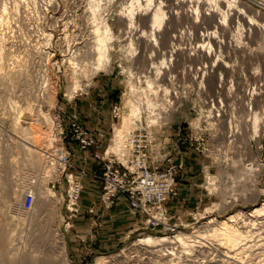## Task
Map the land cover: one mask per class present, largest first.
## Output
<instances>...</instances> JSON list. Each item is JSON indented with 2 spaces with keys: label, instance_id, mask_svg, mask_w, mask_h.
Here are the masks:
<instances>
[{
  "label": "rangeland",
  "instance_id": "374dc122",
  "mask_svg": "<svg viewBox=\"0 0 264 264\" xmlns=\"http://www.w3.org/2000/svg\"><path fill=\"white\" fill-rule=\"evenodd\" d=\"M46 1L49 0L22 2L25 5H22L20 15L27 13L26 10L25 22L33 19L34 23H27L33 27L35 35L38 34V39H35L37 43L26 38L29 27L26 30L25 26L16 28L17 25L11 24L12 31L17 29L14 34L16 38L27 45L14 52L15 55L13 53V56L7 57L11 59L9 62L19 60L24 63L28 46H42L45 54L35 60L38 62L37 69L41 70L35 79H38L39 86L43 84L42 90L28 95L24 85L15 81L11 82V86H0V264H136L141 254L137 253L135 243L141 238L175 239L179 234L197 235L205 230V223L212 219L223 221L240 212L249 214L264 204V0H230L244 16L232 26L228 20L230 28L226 36L221 29L208 23L196 28L194 24L181 20L177 25L168 26L165 19L164 32L156 33L158 44L150 40L148 26L144 27L143 10L136 9V23L133 29L128 27L129 14L126 15L128 12L124 7L131 0H95L99 18L96 23L108 24L113 33L107 45L109 60L104 62L100 71L93 72L94 58L76 56L74 63L84 61L86 65L75 74L68 68L69 56L65 58V54L82 46L77 43L81 42L87 23L79 20L78 13L67 8L72 0H52L51 4ZM140 1L146 6V0ZM216 1L210 0L214 4ZM36 6L42 7L39 10ZM68 10L71 12H66ZM66 13L71 15L73 23L76 22L69 32L70 35L75 30L73 33L76 36L70 35L71 41L69 37L66 39L68 43L61 40V31L57 27V21ZM249 21L254 23L250 25ZM239 24L245 34L237 32ZM144 30L149 37H140ZM168 30L179 37L181 47H176L179 49L171 44L176 40L169 42L165 36ZM213 31H216L213 37L202 36ZM46 33L51 35L47 36ZM41 36L45 39H41ZM198 44L204 46L203 50L195 49ZM172 49L173 52L175 49L174 53ZM211 49L216 52L214 57L219 55L222 59L216 65H213L216 57L207 54ZM82 66L80 64L79 68ZM251 108L259 113L257 135H254ZM152 111L159 115L154 121L150 119ZM99 121L107 127L110 138L107 149L116 152L126 146L128 138L141 123L148 125L157 138V154L161 149L166 156L159 158L160 163L176 169L178 194L170 198L173 201L178 200L181 184L190 185L187 179L199 178L194 188L186 189L190 201L172 209L173 220L169 217L171 225L178 228L175 232L164 233L147 228L145 218L133 213L126 201H123L124 214H117L114 207L109 209L102 204L98 180L84 171L89 160L82 159L83 163L76 161L72 152L76 149L82 153L86 151L79 144L72 125L76 123L87 135H91L94 132L89 129ZM158 144H161L160 149ZM57 148L69 155L73 165L69 173L83 187L78 212L71 214L67 209V179L64 176L57 179L48 169L50 173L43 174L46 175L44 184L47 191L58 199L56 207L49 210L45 203L41 205V200H38L36 212L41 209L38 213L35 206L31 209L34 212L30 210L29 214L22 215L21 210L18 211L20 213L12 212L16 207L15 197L19 195V187L13 182H38L40 166H46L45 152ZM34 151H39L41 157ZM94 156L92 154V159ZM187 158L199 162L198 168L195 169V165V168H188ZM32 160L35 166L31 167ZM248 164L257 167V171L251 173L252 177L242 175ZM25 169L37 174L26 176ZM165 207L169 215V207L166 204ZM261 217L264 221V215ZM262 218L258 219L261 223L257 221L259 227L257 223L252 224L249 228L251 236L241 241L240 247L230 248L231 257L221 256L220 262L215 247L223 251H227L228 247L221 237L208 236L203 241L206 245L203 253L197 247L189 250L174 245L177 250H174L175 256L169 258L173 261L170 264H264V247L259 250L264 246V237L259 236L264 235ZM251 246L253 249H249ZM147 260L144 264L163 263Z\"/></svg>",
  "mask_w": 264,
  "mask_h": 264
},
{
  "label": "bare ground",
  "instance_id": "6f19581e",
  "mask_svg": "<svg viewBox=\"0 0 264 264\" xmlns=\"http://www.w3.org/2000/svg\"><path fill=\"white\" fill-rule=\"evenodd\" d=\"M29 3L33 2V3H38V0H27ZM24 0V2L22 0H0V86H11V82H21L22 85H24V87L26 88L24 91L26 92V94L28 95H33L36 92H40L41 89V84L39 86V82L37 81L38 79H35V77H38V75L40 74L41 70L37 69V65L36 63H38L37 61H35L38 58H41L42 56H44L45 54V50L43 51V49H41L42 46H40V48H37L39 46V44H37L38 46L36 47L35 45L32 46V48L28 46L27 49H25V54L27 56V60L26 62H21L19 60H14L9 62V60H11L10 58L8 59L7 57L13 56L14 52H18L21 49L26 47V43L22 42L20 39L18 40L16 38L15 31H12V26L11 24L17 25L16 28H21L25 26V29L29 30V35H26V38H29L30 41L34 40V43L36 42L35 39L38 37L35 35L36 32H34L33 27H29L30 24L27 22L30 21H26L25 22V14H28V11L25 10L23 16L20 15L21 12V8L22 4L27 2ZM69 1V0H68ZM125 1V0H124ZM128 1V0H127ZM145 1V0H144ZM215 1V0H214ZM42 2V1H41ZM47 2V1H46ZM53 2L52 0H49L47 3ZM130 2V1H129ZM147 4H145L146 6H143L140 0H131V2L129 3V5L127 7H124V10L127 11L128 13H126V15L129 14V20H128V27L132 28L134 27V24L136 23L134 20L135 18V11L136 9L138 10H143V12H141V14L144 17L143 22L145 24V28L148 26L149 28V36H148V32L146 30H144L140 37L141 38H145L146 36H148L150 38L151 41H154L156 44H158V39H156V33L157 32H162L164 23H165V19L168 20V26H171L172 24L177 25L180 23V21H187L189 23L194 24V27L196 28H201L202 25L204 23H208L209 26H214L215 28H219V30L221 29V31L224 33V35L226 36L228 34V26H230L231 24H234L238 19H241L242 11L239 10L238 8H236L235 6V10L233 7V2L230 0H217L216 3H212L210 2V0H146ZM235 2V1H234ZM237 2V1H236ZM27 4V3H26ZM66 4V3H65ZM68 4V3H67ZM237 4V3H236ZM33 5V4H32ZM36 5V4H35ZM34 5V7H35ZM40 5V4H39ZM69 9H71L72 11L74 10L76 13H78V17L79 20H84V22L86 21V26H85V30L86 31L85 34H83L80 38L81 42L77 43L78 45H82L81 47L78 46V48L76 47L75 50L71 51H66L68 53H66L65 58L67 56L68 60L67 62H69L70 70L72 71V74H75V72L78 71V69H82L85 68L84 65L85 62L82 61L74 63V58L76 56H80L83 57L84 59L89 58H94V62L92 65V71L93 72H98L101 70V67L103 66L104 62L109 60V51L107 49V45L109 43V41L113 38L112 37V30L110 28V26L108 24L104 25L96 23V21L99 19L98 18V13H97V9L96 4H95V0H72L70 4H68ZM124 5V4H123ZM245 5V4H244ZM50 5H47V7ZM25 7V6H24ZM28 7V6H27ZM31 7V5H30ZM38 7V6H36ZM42 7V6H40ZM38 7V9L40 8ZM46 7V9H47ZM66 7V6H65ZM238 7V5H237ZM246 7V6H245ZM45 8V7H43ZM240 8V6H239ZM23 9V8H22ZM25 9V8H24ZM28 10H30V8H26ZM66 9V8H65ZM64 9V10H65ZM242 9V8H241ZM40 10V9H39ZM43 10V9H42ZM41 10V11H42ZM71 10L66 11V12H71ZM123 10V11H124ZM137 10V11H138ZM73 11V12H74ZM31 12V11H29ZM45 12V11H43ZM2 13V14H1ZM42 12H40L41 14ZM47 13V12H46ZM65 13V12H64ZM62 13V14H64ZM39 14V13H38ZM61 14V13H60ZM245 14V13H244ZM247 14V13H246ZM33 15V14H32ZM31 15V16H32ZM75 15V14H74ZM73 15V16H74ZM125 15V13H124ZM123 15V16H124ZM138 15V14H137ZM141 15V16H142ZM28 16V15H27ZM30 16V14H29ZM57 16V15H56ZM62 16V15H61ZM244 16V15H243ZM23 17V18H22ZM33 17V16H32ZM43 17V16H42ZM58 17L60 18V16L58 15ZM257 17V16H256ZM46 18V17H45ZM45 18H42L45 19ZM53 18V17H52ZM56 18V17H55ZM126 18V17H125ZM229 18V19H227ZM243 18V17H242ZM245 18V17H244ZM35 19V16H34ZM40 19V18H37ZM259 19V18H258ZM54 20V19H53ZM92 23H90V21ZM228 20L230 25H228ZM246 20V19H245ZM254 20V19H253ZM52 21V20H51ZM73 19L71 17V15L69 14H65V16H63L61 19H59V21H57V27L59 28V30L61 31V40H65L71 35L75 34L73 33L74 31H72L69 35V32L71 31L72 28H74V23L76 24V22L73 23ZM139 21V20H138ZM239 21V20H238ZM33 22V21H32ZM37 22H39V20H37ZM54 22V21H53ZM56 22V21H55ZM54 22V23H55ZM104 22V21H103ZM252 22L254 23V21H249L248 24L250 23V25H252ZM31 23V22H30ZM34 23V22H33ZM51 23V22H50ZM95 23V24H93ZM127 23V21H126ZM240 23V22H239ZM245 23V21H244ZM257 23V22H256ZM255 23V24H256ZM39 24V23H38ZM37 24V25H38ZM83 24V23H80ZM247 24V23H246ZM248 25L249 30L251 29ZM254 25V24H253ZM258 25V24H257ZM256 25V26H257ZM32 26V25H31ZM34 26V25H33ZM55 26V24H54ZM82 26V25H81ZM232 26V25H231ZM234 26V25H233ZM15 27V26H14ZM29 27V28H28ZM37 27V26H36ZM41 27V26H40ZM39 27V29H40ZM55 26V28H57ZM84 27V24H83ZM166 28V27H165ZM172 28V27H171ZM170 28V29H171ZM175 28V27H174ZM232 28V27H231ZM259 28V27H258ZM23 29V28H22ZM36 29V28H35ZM76 29V28H75ZM133 29V28H132ZM14 30V28H13ZM25 30V31H26ZM193 30V29H192ZM236 30V29H235ZM237 32H241L242 34H245L243 32L244 28L239 24L237 27ZM258 30V29H257ZM261 30V29H260ZM37 31V30H36ZM41 31V30H40ZM77 31V30H76ZM245 31V30H244ZM14 32V33H13ZM24 32V30L22 31ZM42 32H44L42 30ZM78 32V31H77ZM164 32V31H163ZM174 31H166L165 32V36L169 39V42L171 40L174 41L176 40V43H171L172 46H175V49H179L176 47H181L179 45H181L180 43H178V38L176 36V34L172 35ZM176 32V31H175ZM183 32V31H182ZM236 32V31H235ZM18 33V31H17ZM38 33V32H37ZM45 33V32H44ZM59 33V32H58ZM177 33V32H176ZM19 34V33H18ZM42 33H40L39 35H41ZM49 33H46V35ZM183 34V33H182ZM214 34H216V31L214 32H207L205 34H201L202 36H207V37H213ZM230 34V33H229ZM44 35V34H43ZM51 35V34H49ZM80 35V34H79ZM164 35V34H163ZM192 35V34H191ZM197 35V32H196ZM240 35V34H239ZM22 36V35H21ZM29 36V37H27ZM48 36V35H47ZM76 36V34H75ZM198 36V35H197ZM233 36V35H232ZM238 36V35H236ZM247 36V35H246ZM250 36V35H249ZM42 37V36H41ZM39 37V38H41ZM50 37V36H49ZM235 37V36H234ZM240 37V36H239ZM242 37V36H241ZM244 37V36H243ZM25 38V37H24ZM52 37H50L49 39L52 41L51 39ZM60 38V37H59ZM70 38V37H69ZM72 38V37H71ZM71 38L68 39L71 41ZM75 38V37H74ZM78 38V36L76 37ZM229 38V37H228ZM264 38V37H263ZM23 39V38H22ZM38 39V38H37ZM41 39H45V37L43 36ZM40 39V40H41ZM48 39V38H47ZM46 39V40H47ZM79 39V38H78ZM208 39V38H207ZM243 39V38H242ZM39 40V41H40ZM43 40V41H46ZM74 40V39H73ZM77 40V39H76ZM167 40V39H166ZM165 40V41H166ZM224 40V39H223ZM231 40V39H230ZM26 41V40H25ZM38 41V40H37ZM241 41V40H240ZM27 42V41H26ZM164 42V41H162ZM168 42V41H167ZM222 42V41H221ZM235 42V41H234ZM37 43V42H36ZM42 43V42H41ZM40 43V44H41ZM66 43V42H65ZM68 43V41H67ZM202 43V42H201ZM216 43V42H215ZM31 44V42H30ZM33 44V43H32ZM164 44H166L164 42ZM178 44V46H177ZM43 45V44H42ZM68 45V44H67ZM205 45V44H204ZM45 46V45H44ZM43 46V48H44ZM166 46V45H164ZM206 46V45H205ZM203 45L202 44H198V46L195 47L199 48L200 50H203ZM221 47V46H220ZM70 49V47H69ZM164 50H166V47L163 48ZM174 49V52H175ZM181 49V48H180ZM198 50V49H197ZM173 52V49L171 50ZM179 51V50H178ZM213 50L211 49L210 51H208V55H215L216 52H212ZM262 51V50H261ZM173 52V53H174ZM177 52V51H176ZM47 53V52H46ZM218 53V52H217ZM263 53V52H262ZM18 54V53H17ZM24 54V55H25ZM49 54V53H48ZM51 54V53H50ZM219 54V53H218ZM15 55V53H14ZM207 55V56H208ZM18 56V55H17ZM79 57V58H80ZM209 57V56H208ZM214 57V56H213ZM216 59L213 61V65H216V63L218 61H220V56L216 55L215 56ZM214 57V58H215ZM6 58L8 60H6ZM88 58V59H89ZM32 59V60H31ZM76 59V58H75ZM23 61V60H22ZM28 61V62H27ZM40 61V60H39ZM79 61V60H78ZM88 61V60H87ZM91 61V60H90ZM222 61V59H221ZM220 61V62H221ZM84 62V64H83ZM87 63V62H86ZM83 65L81 68H79V66ZM68 65V66H69ZM36 73V74H35ZM40 78V77H39ZM13 84V83H12ZM20 84V83H19ZM21 86V85H20ZM22 87V86H21ZM8 88V87H7ZM75 88V87H74ZM1 89V88H0ZM4 89V88H3ZM2 89V90H3ZM77 89V88H76ZM5 91V90H4ZM2 91V92H4ZM7 92V91H6ZM1 93V92H0ZM23 94V93H22ZM37 97V96H36ZM156 111H152V116H150L151 121H154L155 118H159V115L156 114ZM252 117L251 120L253 125V129H254V135H257V124L259 121V113L257 112V109L255 108H251L250 111ZM151 114V111H150ZM263 114V113H262ZM158 115V116H157ZM250 121V120H247ZM246 123V122H245ZM250 124V123H249ZM247 125V124H246ZM251 125V124H250ZM246 127V126H245ZM250 127V126H249ZM245 132V131H244ZM240 133V132H239ZM131 136V135H130ZM256 137V136H254ZM252 137V138H254ZM124 143V142H123ZM122 145V144H119ZM118 146V145H117ZM35 154L37 155H41V153L39 151H34ZM41 157V156H40ZM42 159V158H41ZM45 161V160H42ZM254 163V162H253ZM45 164V162H44ZM42 165V163H41ZM30 166H35V162L34 160H32V162H30ZM246 168L243 170L242 175L244 177H249L250 175H252L251 173L257 171V167L255 166V164H248L245 166ZM42 168V169H41ZM41 169V170H40ZM39 169V175L40 178L38 179V182L35 183V187H32V183L31 181H27V180H15L13 183L15 186L19 187V195L18 197H15V206L13 208L12 212L15 213H20L18 211H22V215L24 213V215L26 213H28V211L24 212L22 210V206H23V200L25 198L26 193L29 191L33 192L35 195V212H36V206H37V202L38 200H41L39 203H41V205H43L45 203V206H47L49 208V210H52L53 208L56 207V204L58 202V199L56 198V196L54 194H51L50 192L47 191L46 186H45V182H46V175H43L44 172H48V174L50 173L47 169V166H40ZM24 173L27 175L30 174H37L35 173L33 170L30 169H25L23 170ZM43 172V173H41ZM42 174V175H41ZM47 174V173H45ZM47 174V175H48ZM38 175V176H39ZM252 177V176H250ZM33 206V207H34ZM24 209V208H23ZM33 210V209H32ZM31 210V211H32ZM41 209L39 208V210L36 212L38 213ZM34 212V211H32ZM30 213V211H29ZM28 213V214H29ZM27 214V215H28ZM32 215V214H31ZM35 215V214H34ZM264 215V204L261 207L256 208L252 213L249 214H245V213H238L236 215H233L231 217H229L227 220H221L218 221L217 219H212L208 222L205 223V230L203 232H200L197 235H186V234H179L175 237V239H171L169 237H154V236H147L145 238H141L139 239L136 243L135 246L137 247V253L141 254V256L139 255L137 257L136 260V264H144V261L149 259L150 260H155L157 262H163L161 264H170V261L173 262L172 260H170L169 258L171 256H175V251L177 250V248H175L174 245H177L178 247H183V248H194L195 247L199 248L200 253H203L206 251V245L203 243V241L206 240V238L208 239V236H210L209 238H211V236L213 237H221V241H223L228 247L227 251H223L221 248L215 247V252L216 254H219L218 258H220V262H221V256L222 257H231L229 256V254L231 253L232 249L236 248V247H240V243L241 241L249 238L251 236V229L249 230V228L253 225H255L257 223V221H259ZM37 216V214H36ZM26 217V216H25ZM30 217V216H28ZM261 217V218H260ZM34 218V216H33ZM32 218V219H33ZM260 218V219H259ZM27 219V218H25ZM259 219V220H258ZM31 220V219H30ZM28 221V219L26 220ZM263 221V218L262 220ZM260 222V221H259ZM258 222V223H259ZM258 223L256 224V226H258ZM261 223V222H260ZM259 223V225H260ZM264 223V221H263ZM262 223V227L264 226ZM253 224V225H252ZM259 227V226H258ZM255 229V226L253 227ZM252 228V229H253ZM261 228V227H260ZM257 229V227H256ZM264 229V227H263ZM258 230V229H257ZM256 230V231H257ZM264 231V230H263ZM255 232V231H253ZM252 232V233H253ZM261 232V231H260ZM259 232V233H260ZM258 233V234H259ZM262 233V232H261ZM256 234V233H253ZM57 235V234H56ZM257 235V234H256ZM260 237H264L261 236L259 234ZM258 236V237H259ZM213 237V238H214ZM254 239V238H253ZM260 238H258L259 240ZM213 240V239H212ZM248 241V240H247ZM250 241V240H249ZM261 241V240H260ZM207 242V241H206ZM254 242V241H253ZM257 242V241H256ZM249 243V242H248ZM262 245V242H260ZM264 243V242H263ZM258 244V243H256ZM21 245V244H20ZM220 245V244H218ZM217 245V246H218ZM246 245V244H245ZM251 245V243H250ZM14 246V244H13ZM221 246V245H220ZM243 246V245H242ZM255 246V245H254ZM260 246V244L258 245ZM12 247V246H11ZM213 247V246H212ZM226 247V249H227ZM264 246L260 247L259 250H261V248L263 249ZM208 248V247H207ZM230 248H232L230 250ZM247 248V247H246ZM245 248V249H246ZM253 247H249V249ZM257 248V247H256ZM255 248V249H256ZM15 249V248H14ZM209 249V248H208ZM213 249V248H212ZM211 249V250H212ZM224 249V248H223ZM237 249V248H236ZM251 249V250H252ZM11 250V249H10ZM16 250V249H15ZM193 250V249H192ZM198 250V251H199ZM209 250V251H211ZM258 250V251H259ZM183 251H185L183 249ZM235 251V250H234ZM237 251V250H236ZM254 251V250H253ZM251 251V253L253 252ZM256 251V250H255ZM263 251V250H262ZM181 252V251H179ZM261 251H259L260 254ZM135 253V252H134ZM178 253V252H177ZM186 253V252H184ZM207 253V252H206ZM237 253V252H235ZM234 253V254H235ZM255 253V252H254ZM257 253V251H256ZM136 254V253H135ZM199 254V253H198ZM212 254V253H211ZM209 254V255H211ZM214 254V253H213ZM212 254V255H213ZM138 255V254H137ZM231 255V254H230ZM233 255V254H232ZM238 255V254H236ZM257 255V254H256ZM142 256H146L145 258H143ZM187 256V255H186ZM241 256V255H239ZM261 256V255H260ZM264 256V255H263ZM148 257V258H147ZM216 257V256H215ZM214 257V258H215ZM233 257V256H232ZM236 257V256H235ZM251 257V256H250ZM257 257V256H256ZM206 258V257H205ZM246 258V257H245ZM258 258V257H257ZM263 258V257H262ZM211 259H213L211 257ZM225 259V258H223ZM234 259V258H233ZM126 260V259H123ZM173 260H175L173 258ZM189 260V259H188ZM203 260V259H201ZM219 259H216L215 261H218ZM226 260V259H225ZM224 260V261H225ZM247 260V259H246ZM245 260V261H246ZM255 260V259H254ZM25 261V260H24ZM28 260L26 259V262ZM130 261V260H129ZM148 261V260H147ZM210 261V260H209ZM229 261V260H228ZM231 261V260H230ZM229 261V262H230ZM253 261V260H252ZM32 261H30L31 263ZM122 262V261H121ZM124 262V261H123ZM128 262V261H127ZM134 262V261H133ZM214 262V261H213ZM219 262V261H218ZM263 262V261H262ZM28 263V262H27ZM26 263V264H27ZM120 263V262H119ZM132 263V262H131ZM152 263V262H150ZM188 263V261H187ZM203 263V262H202ZM217 263V262H216ZM215 263V264H216ZM243 263V262H242ZM259 263V262H258ZM33 264V262H32ZM159 264V263H158ZM173 264V263H172ZM177 264V263H175ZM206 264V263H205ZM212 264V262H211ZM238 264V263H236Z\"/></svg>",
  "mask_w": 264,
  "mask_h": 264
},
{
  "label": "built area",
  "instance_id": "2783aa9c",
  "mask_svg": "<svg viewBox=\"0 0 264 264\" xmlns=\"http://www.w3.org/2000/svg\"><path fill=\"white\" fill-rule=\"evenodd\" d=\"M77 140L83 149L96 146L95 159L101 163L102 204L112 208L124 199L133 213L145 218L147 228L156 231L175 232L165 207L166 202L178 194L177 174L174 166L164 167L157 154V138L148 125L140 124L128 138L121 151H99V144L93 141L79 125H72ZM46 166L53 176H64L69 183L67 195L69 213L78 212L83 187L76 181L70 169L73 168L69 155L61 148L46 151ZM35 184V182H33ZM24 209L30 211L35 203L33 192H27Z\"/></svg>",
  "mask_w": 264,
  "mask_h": 264
},
{
  "label": "crops",
  "instance_id": "0c3cea01",
  "mask_svg": "<svg viewBox=\"0 0 264 264\" xmlns=\"http://www.w3.org/2000/svg\"><path fill=\"white\" fill-rule=\"evenodd\" d=\"M106 128H107L106 125H104V123L102 121H99V122H97L96 125H92V128L89 129V131L94 132V133H92L89 136H90V138L93 141H95L96 143L99 144V151L100 152L105 151L107 149V147H108V144L110 143L109 142L110 141L109 134L106 131ZM109 130H111V126L109 127ZM160 145L161 144H158L159 149H160ZM163 146L164 145L162 144V147ZM96 151H97V149H96V146L94 145L93 147L86 148L85 153L80 152L78 149L73 150L72 152L74 153L73 155H74V158H75L76 161L80 160V162L83 163V161H81L82 159H84V161L89 160V162L88 161L86 162V164H87V165H85L86 170H84V171L87 172L88 174H90L91 176L93 175V177H95V179L98 180L97 182H99V188L101 187V190H103V184H102V179H101L102 178V174H103L102 165L95 158L92 159V157H91L92 154L95 155L94 153ZM158 157L159 158H161V157L162 158H166V156L163 155V150H161V149L159 150ZM175 159L177 161H179L178 157H175ZM190 159L191 158H187L186 166L188 168L190 166H191V168H195L194 167V165H195L196 166L195 169H197L198 166H199V162H196V160H194V159H191V160ZM95 162L97 163V165H95ZM190 170H189V173L191 172ZM75 171H77V170H75ZM198 181H199L198 177L189 178V181L187 179V183L190 184V185H185V184H181L180 185V188H179L180 194H179V197L177 198L178 200L177 201H173L172 199H169L166 202V206L169 207V216L171 217V219L173 217L172 209L175 206L182 205V204L190 201V197L186 194V189L194 188V186H196L199 183ZM123 201H125V200L124 199H120L114 205V208H115V211H116L117 214H122V213L124 214L125 211H126ZM139 216H141V215H139ZM141 217L144 219L143 216H141Z\"/></svg>",
  "mask_w": 264,
  "mask_h": 264
}]
</instances>
